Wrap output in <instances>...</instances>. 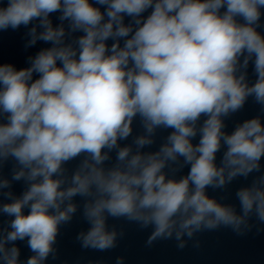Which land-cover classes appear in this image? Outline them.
<instances>
[{
    "label": "clouds",
    "instance_id": "9594fccd",
    "mask_svg": "<svg viewBox=\"0 0 264 264\" xmlns=\"http://www.w3.org/2000/svg\"><path fill=\"white\" fill-rule=\"evenodd\" d=\"M262 17L264 0H0V32L48 45L26 67L0 63V264L57 260L78 213L74 239L96 252L125 235L110 219L179 250L264 231ZM250 98L258 114L228 131ZM249 177L237 203L209 194Z\"/></svg>",
    "mask_w": 264,
    "mask_h": 264
}]
</instances>
